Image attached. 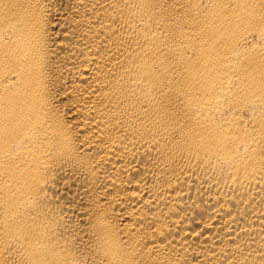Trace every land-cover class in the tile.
Masks as SVG:
<instances>
[{
	"label": "bare ground",
	"instance_id": "6f19581e",
	"mask_svg": "<svg viewBox=\"0 0 264 264\" xmlns=\"http://www.w3.org/2000/svg\"><path fill=\"white\" fill-rule=\"evenodd\" d=\"M0 264H264V0H0Z\"/></svg>",
	"mask_w": 264,
	"mask_h": 264
}]
</instances>
